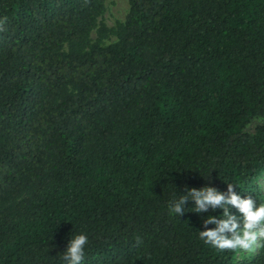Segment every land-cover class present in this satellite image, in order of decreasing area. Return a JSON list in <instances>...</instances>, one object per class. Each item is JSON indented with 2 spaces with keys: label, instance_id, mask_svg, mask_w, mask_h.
Here are the masks:
<instances>
[{
  "label": "trees",
  "instance_id": "obj_1",
  "mask_svg": "<svg viewBox=\"0 0 264 264\" xmlns=\"http://www.w3.org/2000/svg\"><path fill=\"white\" fill-rule=\"evenodd\" d=\"M107 1L0 0V264L81 232L86 264H264L168 211L228 183L264 203V0H127L112 28Z\"/></svg>",
  "mask_w": 264,
  "mask_h": 264
},
{
  "label": "clouds",
  "instance_id": "obj_2",
  "mask_svg": "<svg viewBox=\"0 0 264 264\" xmlns=\"http://www.w3.org/2000/svg\"><path fill=\"white\" fill-rule=\"evenodd\" d=\"M234 184H226V191L214 186L186 187L169 202V215L181 217L186 212L207 213L198 230L203 242L218 251L233 250L252 253L264 246V203L234 190ZM191 202L193 209L185 207ZM235 209V212L232 211ZM212 225L213 227H208ZM89 238L76 233L68 239L60 254L62 264H86V246Z\"/></svg>",
  "mask_w": 264,
  "mask_h": 264
},
{
  "label": "rangeland",
  "instance_id": "obj_3",
  "mask_svg": "<svg viewBox=\"0 0 264 264\" xmlns=\"http://www.w3.org/2000/svg\"><path fill=\"white\" fill-rule=\"evenodd\" d=\"M128 10L129 5L127 0H108L106 3V11L104 15L99 19V21L105 24L108 28H112L118 22L124 21ZM91 38L92 40L96 39V35L94 32L91 34ZM113 41H115V39L111 38L106 43H111Z\"/></svg>",
  "mask_w": 264,
  "mask_h": 264
}]
</instances>
